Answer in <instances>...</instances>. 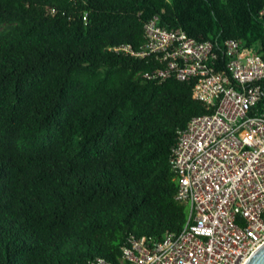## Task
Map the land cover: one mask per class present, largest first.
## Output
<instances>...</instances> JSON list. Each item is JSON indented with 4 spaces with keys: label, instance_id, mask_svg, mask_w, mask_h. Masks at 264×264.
I'll return each mask as SVG.
<instances>
[{
    "label": "trees",
    "instance_id": "1",
    "mask_svg": "<svg viewBox=\"0 0 264 264\" xmlns=\"http://www.w3.org/2000/svg\"><path fill=\"white\" fill-rule=\"evenodd\" d=\"M264 0H0V264L121 263L132 236L179 232L170 158L209 113L191 81L138 57L154 16L264 57ZM263 95L258 108L264 112Z\"/></svg>",
    "mask_w": 264,
    "mask_h": 264
},
{
    "label": "built area",
    "instance_id": "2",
    "mask_svg": "<svg viewBox=\"0 0 264 264\" xmlns=\"http://www.w3.org/2000/svg\"><path fill=\"white\" fill-rule=\"evenodd\" d=\"M145 35L140 52L115 50L155 58L147 78L193 82L210 112L179 129L172 148L176 199L190 206L186 224L160 240L132 236L121 263L246 264L264 242V57L240 39L221 48L199 41L162 26L159 16L146 22ZM85 264L115 263L98 256Z\"/></svg>",
    "mask_w": 264,
    "mask_h": 264
},
{
    "label": "water",
    "instance_id": "3",
    "mask_svg": "<svg viewBox=\"0 0 264 264\" xmlns=\"http://www.w3.org/2000/svg\"><path fill=\"white\" fill-rule=\"evenodd\" d=\"M246 264H264V242L254 252Z\"/></svg>",
    "mask_w": 264,
    "mask_h": 264
}]
</instances>
